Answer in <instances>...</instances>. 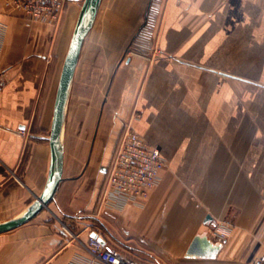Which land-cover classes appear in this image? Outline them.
<instances>
[{"label": "crops", "instance_id": "1", "mask_svg": "<svg viewBox=\"0 0 264 264\" xmlns=\"http://www.w3.org/2000/svg\"><path fill=\"white\" fill-rule=\"evenodd\" d=\"M68 2L53 22L0 0V222L23 212L48 178L45 137L80 11ZM149 2L102 0L93 42L106 58H81L92 27L72 91L76 79L85 85L93 63V77L109 79L107 99L98 116L94 107L80 120L71 148L66 120L64 179L47 208L0 234V264H69L85 252L62 220L86 240L91 216L155 246L160 260L153 264L204 259L186 257L202 232L223 242L218 263L251 264L264 254V0H164L153 52L125 57ZM129 122L167 165L142 206L95 216ZM217 226L230 227L229 236L221 239Z\"/></svg>", "mask_w": 264, "mask_h": 264}, {"label": "built area", "instance_id": "2", "mask_svg": "<svg viewBox=\"0 0 264 264\" xmlns=\"http://www.w3.org/2000/svg\"><path fill=\"white\" fill-rule=\"evenodd\" d=\"M8 2L14 8L22 10L29 19L59 22L67 0ZM5 81L1 74L0 91ZM166 165L167 162L159 148L148 143L130 122L125 124L113 160L108 167L98 209L94 215L113 214L127 206H142L150 192L159 184ZM70 226L68 222L62 221L63 231L78 241L85 254L73 259L69 264H152L134 253L112 247L107 240L105 243L101 242L98 237L91 235L94 230L83 240ZM216 229L221 239L229 234L227 226H217ZM98 234L102 236L101 233ZM252 264H264V254L254 259Z\"/></svg>", "mask_w": 264, "mask_h": 264}, {"label": "water", "instance_id": "3", "mask_svg": "<svg viewBox=\"0 0 264 264\" xmlns=\"http://www.w3.org/2000/svg\"><path fill=\"white\" fill-rule=\"evenodd\" d=\"M101 2L102 0H83L65 55L56 91L51 129L49 135L45 137L51 148L50 168L45 187L23 212L0 222V234L27 223L47 208L55 198L60 183L64 179L65 127L73 81L85 39L95 23ZM212 219V216L208 215L205 224H210ZM91 235L98 237L103 243L106 242V239L99 236L96 231ZM222 248V241L213 240L205 232L197 233L187 249L186 257L216 259Z\"/></svg>", "mask_w": 264, "mask_h": 264}, {"label": "rangeland", "instance_id": "4", "mask_svg": "<svg viewBox=\"0 0 264 264\" xmlns=\"http://www.w3.org/2000/svg\"><path fill=\"white\" fill-rule=\"evenodd\" d=\"M82 2L83 0H78L76 3L79 9L81 8ZM68 3L69 2L66 3L65 10L68 7ZM100 20H101V15L99 14L97 22L87 38V42L85 44V48H84L81 58H106L104 50L98 47L99 42L98 43L93 42V39L95 38V34L98 32V29H99ZM156 29H157V26H156ZM156 29L154 32V39H153L154 45L149 54H151L155 48ZM128 53L140 54V53L134 52L130 47H128V49L126 50L125 57L128 56V55L126 56V54ZM149 54H141V55H149ZM82 64H84V61L82 62ZM94 67H95L94 64L91 63V67L89 69L90 71H92V73H91V76L85 80L84 82L85 85L81 84V80L76 79V82L73 87V91L71 93L68 113H67V142L70 148H71V143L77 140V133H78L77 125L79 124L80 120L84 119V117L88 118L89 113H93L94 107H97V110H98L97 116H98L99 110L102 108V104L103 105L105 104L103 102L106 101L107 99L109 79L108 78L107 79L94 78L93 77ZM89 145L90 143L85 144L87 151L89 150L88 149ZM105 222L111 228V231L113 232V236H114L111 238L117 245H119L121 248L123 247L124 249H130L131 251H134V250L139 251L141 253L139 255L141 256L143 260H146L152 264L153 262L156 263V261L158 260L157 258H159L160 255L158 254V251L155 248H152L155 246H152L149 243L147 244V242L142 240L144 241L145 243L144 244L138 238H129V236H127L121 230H119L117 226H115L114 224H110L108 221H105ZM228 225L230 226L231 224H228ZM70 227L72 229V226ZM229 231L231 232V229ZM130 246H132L133 248H131ZM218 262H219L218 259H210V260L198 259V261L194 264H228V263H218ZM229 264H232V263H229ZM236 264H245V263H236Z\"/></svg>", "mask_w": 264, "mask_h": 264}, {"label": "trees", "instance_id": "5", "mask_svg": "<svg viewBox=\"0 0 264 264\" xmlns=\"http://www.w3.org/2000/svg\"><path fill=\"white\" fill-rule=\"evenodd\" d=\"M69 0H67L68 2ZM164 0H150V3L147 8L146 16L144 22L135 33L129 47L137 53L140 54H149L154 45V32L157 26L158 18L160 15V10ZM64 14V13H63ZM63 18V15L61 19ZM91 226L92 229L96 232L101 233V235L109 243L108 236L114 237L113 232L109 225L97 217L91 216ZM117 237V236H116ZM133 248L132 246H130Z\"/></svg>", "mask_w": 264, "mask_h": 264}]
</instances>
